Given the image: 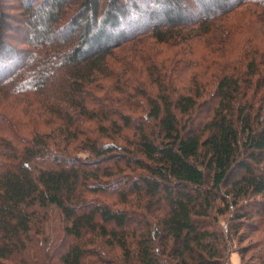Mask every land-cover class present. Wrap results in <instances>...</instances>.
Segmentation results:
<instances>
[{
  "label": "trees",
  "instance_id": "trees-1",
  "mask_svg": "<svg viewBox=\"0 0 264 264\" xmlns=\"http://www.w3.org/2000/svg\"><path fill=\"white\" fill-rule=\"evenodd\" d=\"M263 220L264 0H0V264H264Z\"/></svg>",
  "mask_w": 264,
  "mask_h": 264
},
{
  "label": "rangeland",
  "instance_id": "rangeland-1",
  "mask_svg": "<svg viewBox=\"0 0 264 264\" xmlns=\"http://www.w3.org/2000/svg\"><path fill=\"white\" fill-rule=\"evenodd\" d=\"M253 206L255 207V205ZM262 222H264V220ZM222 224L223 221L221 222V225ZM258 226H259V230L253 231L252 234H250V236L246 238L241 244V246L244 245L248 247V250L244 255L245 260H247L248 257L253 255L254 253H257L261 247H263V252H264V225H261L259 221L257 227ZM232 245L234 249L238 248V244L234 240L232 241ZM229 260L232 264H240L239 254L236 251L230 254Z\"/></svg>",
  "mask_w": 264,
  "mask_h": 264
}]
</instances>
